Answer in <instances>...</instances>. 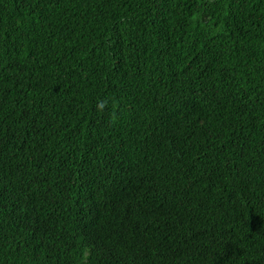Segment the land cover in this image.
I'll return each mask as SVG.
<instances>
[{"label":"trees","instance_id":"1","mask_svg":"<svg viewBox=\"0 0 264 264\" xmlns=\"http://www.w3.org/2000/svg\"><path fill=\"white\" fill-rule=\"evenodd\" d=\"M0 264H264V0H0Z\"/></svg>","mask_w":264,"mask_h":264}]
</instances>
